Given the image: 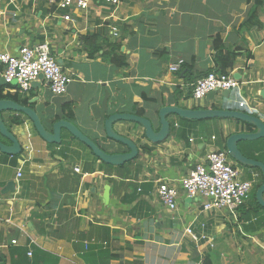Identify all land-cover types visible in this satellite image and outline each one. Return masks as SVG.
Instances as JSON below:
<instances>
[{
  "label": "crops",
  "instance_id": "0c3cea01",
  "mask_svg": "<svg viewBox=\"0 0 264 264\" xmlns=\"http://www.w3.org/2000/svg\"><path fill=\"white\" fill-rule=\"evenodd\" d=\"M44 43L72 79L67 93L55 96L40 80L25 94L1 82L0 67L3 95L36 110L48 129L59 120L74 123L110 154L127 151L106 135V121L118 113L143 110L157 130L159 110L174 105L243 111L264 122V0H121L117 8L90 0L86 10L0 0L1 53L17 56L25 45ZM227 51L238 54L229 73L248 83L243 94L255 104L253 114L240 107L239 91L193 98V86ZM180 61L181 69L171 71ZM2 117L22 153L0 150V254L28 246L60 264H264V208L253 194L236 213L204 211V200L184 195L170 211L157 194L159 182H180L209 152L224 149L225 138L254 133L253 126L170 116V136L152 144L141 125L119 121L116 133L134 140L140 155L108 167L66 130L61 144H49L27 116L4 111ZM17 117L22 125L13 123ZM0 140L11 145L1 134ZM241 150L259 154L248 145ZM236 165L242 179L261 182L257 169ZM10 182L16 190L2 194Z\"/></svg>",
  "mask_w": 264,
  "mask_h": 264
},
{
  "label": "built area",
  "instance_id": "2783aa9c",
  "mask_svg": "<svg viewBox=\"0 0 264 264\" xmlns=\"http://www.w3.org/2000/svg\"><path fill=\"white\" fill-rule=\"evenodd\" d=\"M18 1V0H16ZM22 3L39 0H19ZM109 6L115 8L121 5V0H105ZM51 6L59 9L79 8L86 10L90 6V0H48ZM71 20L70 15L65 16ZM118 28H113L114 35H118ZM183 61L172 65L170 70L177 72L181 69ZM0 67L2 76L7 84L18 82L20 91L28 94L37 81L44 80L51 93L55 96H63L68 91L72 82L71 77L63 70L58 61L51 55L48 43L35 46L25 45L20 49L19 55L0 52ZM237 79L233 73L219 74L212 72L208 76L199 79L193 86V98L203 100L211 93L225 90L239 91L242 97L240 107L253 114L257 108L252 100L244 96L243 90L247 85ZM251 102V101H250ZM79 172V169H76ZM22 176V173H19ZM254 190V182L242 179V174L234 164L230 162V156L225 149H216L206 156L205 160L195 167L190 174L178 183L159 182L157 194L160 202L170 211L178 209L181 196L199 197L204 200V211H221L228 209L236 213L250 199ZM187 235L194 236L192 228L186 229ZM17 244V241H13Z\"/></svg>",
  "mask_w": 264,
  "mask_h": 264
},
{
  "label": "water",
  "instance_id": "95a60500",
  "mask_svg": "<svg viewBox=\"0 0 264 264\" xmlns=\"http://www.w3.org/2000/svg\"><path fill=\"white\" fill-rule=\"evenodd\" d=\"M236 76V75H235ZM1 82L6 83L5 79L2 78ZM7 84V83H6ZM12 84L17 85L18 82L15 80ZM35 83L33 84V86ZM230 90L223 91L224 95H228ZM215 93H211L208 97H214ZM264 97V91L262 93ZM4 111H10L16 114H21L27 116L34 125L36 132L39 136L49 144H61L63 141V131H68L73 137L85 144L91 149L93 154L99 158L103 163L120 167L127 163L136 160L140 155V148L138 144L129 137H125L116 133L114 129V124L119 121H129L141 125L144 128V135L146 140L152 144H159L170 136L172 130V122L170 121V116L179 117L181 119L202 121L209 119H231L238 120L244 124L251 125L256 128V132L249 133H236L231 135L226 141L227 151L230 158L235 162L242 165L243 167H248L250 169H260L264 177V163L259 162L250 158H247L240 148L241 142H251L259 139H264V122L256 117L249 115L243 111H232L223 109H207V110H194L180 107L178 105L165 106L159 110V129L155 127L152 120L147 119L142 116L128 114V113H118L110 116L106 121V135L107 137L127 148V151L110 154L104 151L94 140L84 134L74 123L68 120H59L55 122L51 129H48L38 112L31 107L25 106L19 102L3 99L0 100V134L7 140L11 142V145H6L0 140V150L8 155L18 156L22 153V144L19 137L15 135L6 126L2 113ZM22 135V137H24ZM16 190V183L10 182L7 187L2 191V194H7L8 192H13ZM195 197H188L187 201L190 202ZM256 198L260 206L264 208V182L262 186L258 189Z\"/></svg>",
  "mask_w": 264,
  "mask_h": 264
},
{
  "label": "trees",
  "instance_id": "16d2710c",
  "mask_svg": "<svg viewBox=\"0 0 264 264\" xmlns=\"http://www.w3.org/2000/svg\"><path fill=\"white\" fill-rule=\"evenodd\" d=\"M237 57H238V54H237V52H234V51H232V52L227 51L225 53L220 54L217 58V61H216L217 68L212 70V71H209L206 74V76H208L212 72L219 73V74H228L230 72V70H232L235 67ZM114 62L118 66H125L126 65L125 61H123V60L119 61L118 59H114ZM6 97L7 96L3 95V90L0 89V100L6 99ZM138 115L143 116L144 111L139 110ZM13 123L16 125H22L23 120L19 117L13 118ZM143 136L145 137V135H143ZM227 139L225 138V140H224L225 145H226ZM225 145H224V149L226 150ZM239 145H240L241 149H242L243 145H248L251 148L250 151H252L253 149L258 150V152H259L258 155L247 153L244 150H242V151L247 158H250V159L264 163V139H259V140L251 141V142H241ZM142 150L148 152L151 150V148L148 146H142ZM105 165H107L108 167H113V166L108 165V164H105ZM239 165H236V166L238 167ZM257 170L259 171V173L261 175V182L257 186L254 185V190L252 193L253 194L252 196L254 199L256 197L257 190L262 186L263 181H264L262 172L259 169H257ZM258 207L262 209L261 206H258ZM30 250H32V256L31 257L28 256V253ZM0 264H60V258L49 253V252H47V251L39 249V248H35V247L31 248L28 246H25V247H15L14 246L13 248L10 249L8 256H6L4 254H0Z\"/></svg>",
  "mask_w": 264,
  "mask_h": 264
}]
</instances>
